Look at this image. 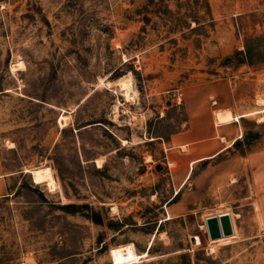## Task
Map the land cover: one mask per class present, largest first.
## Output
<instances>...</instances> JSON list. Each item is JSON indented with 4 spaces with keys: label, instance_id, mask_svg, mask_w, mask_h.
I'll return each instance as SVG.
<instances>
[{
    "label": "rangeland",
    "instance_id": "rangeland-1",
    "mask_svg": "<svg viewBox=\"0 0 264 264\" xmlns=\"http://www.w3.org/2000/svg\"><path fill=\"white\" fill-rule=\"evenodd\" d=\"M206 82L243 162L174 217L164 140ZM0 264H264V0H0Z\"/></svg>",
    "mask_w": 264,
    "mask_h": 264
},
{
    "label": "crops",
    "instance_id": "crops-1",
    "mask_svg": "<svg viewBox=\"0 0 264 264\" xmlns=\"http://www.w3.org/2000/svg\"><path fill=\"white\" fill-rule=\"evenodd\" d=\"M212 94L223 99L218 83L188 86L184 97L185 127L171 132L164 140L165 164L173 187L166 210L174 217L197 201L201 188H213L241 170V154L230 152L232 128L228 123L234 115L219 111L215 117L209 99ZM254 157L248 155L245 164L252 165ZM199 165H203L202 169L195 175Z\"/></svg>",
    "mask_w": 264,
    "mask_h": 264
},
{
    "label": "water",
    "instance_id": "water-1",
    "mask_svg": "<svg viewBox=\"0 0 264 264\" xmlns=\"http://www.w3.org/2000/svg\"><path fill=\"white\" fill-rule=\"evenodd\" d=\"M206 226L211 240L231 235L234 232L229 212L207 217Z\"/></svg>",
    "mask_w": 264,
    "mask_h": 264
},
{
    "label": "bare ground",
    "instance_id": "bare-ground-1",
    "mask_svg": "<svg viewBox=\"0 0 264 264\" xmlns=\"http://www.w3.org/2000/svg\"><path fill=\"white\" fill-rule=\"evenodd\" d=\"M121 86H122V88H123L125 91L130 92V90H131V86L129 85V83L123 82V83L121 84ZM224 213H226V212H224ZM224 213H220V214H224ZM229 213H230V212H229ZM217 215H219V214H217ZM230 217H231V221H232V225H233V219H232L231 213H230ZM233 230H234V225H233ZM234 233H235V230H234L233 234H234ZM233 234H231V235H233ZM231 235H228V236H225V237H222V238L230 237ZM222 238H219V239H222ZM219 239H216V240H219Z\"/></svg>",
    "mask_w": 264,
    "mask_h": 264
},
{
    "label": "built area",
    "instance_id": "built-area-1",
    "mask_svg": "<svg viewBox=\"0 0 264 264\" xmlns=\"http://www.w3.org/2000/svg\"><path fill=\"white\" fill-rule=\"evenodd\" d=\"M180 96V95H179Z\"/></svg>",
    "mask_w": 264,
    "mask_h": 264
}]
</instances>
